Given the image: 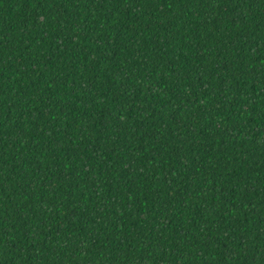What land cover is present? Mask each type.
I'll use <instances>...</instances> for the list:
<instances>
[{"label":"trees","instance_id":"trees-1","mask_svg":"<svg viewBox=\"0 0 264 264\" xmlns=\"http://www.w3.org/2000/svg\"><path fill=\"white\" fill-rule=\"evenodd\" d=\"M0 264H264V0H0Z\"/></svg>","mask_w":264,"mask_h":264}]
</instances>
